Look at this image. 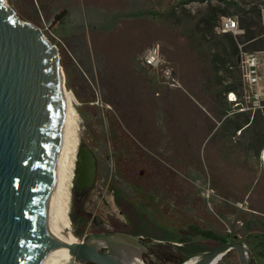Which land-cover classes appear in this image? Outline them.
Returning a JSON list of instances; mask_svg holds the SVG:
<instances>
[{
    "label": "rangeland",
    "instance_id": "obj_1",
    "mask_svg": "<svg viewBox=\"0 0 264 264\" xmlns=\"http://www.w3.org/2000/svg\"><path fill=\"white\" fill-rule=\"evenodd\" d=\"M2 1L11 8L17 19L37 28L57 52L62 86L69 94L75 115L74 138L62 162L66 171L70 172V176L66 173L69 177L64 183L68 218V228L64 230L75 241L87 232L84 229L91 214L101 220L110 218L107 208L110 188L114 200L130 198L140 202L146 194L154 199L173 195L170 189L140 188L144 181L173 180L175 176L189 181L186 174L161 173L150 160H147L149 167L138 170L134 165L137 161L131 158L137 155L138 143L110 140L112 132L123 136L130 131L124 123L122 112L124 106L130 109L131 104L129 101L123 103L122 94L114 91L113 87L121 84L123 79H134L133 73H126L133 71L147 72L137 78L138 84L151 83L149 72L137 65L142 51L156 41L162 58L172 67L179 84L182 87H195L205 94L207 101L218 103L217 93L220 90L223 91L229 84L237 86L234 63L238 55L232 54L230 48H221V44H228L227 38L218 31L221 17L230 16L241 28L238 18L243 12H248L255 37L243 42L242 49L251 50V42L264 45V29L260 22L264 0H131L130 7L124 6V11L116 15L115 22L111 21L114 8L110 5V23L107 20L108 5L104 0H94L93 4L75 0L80 6L73 13V19L60 23L64 34L65 28L70 30V42L60 30L50 26L53 19L48 20V15L37 11L31 5V0ZM223 10L228 14L220 15ZM212 14L216 19L214 21L210 19ZM94 27L100 29H92ZM242 35H235L236 42L241 43L238 37ZM122 72L126 76H121ZM224 97L227 100L226 94ZM241 105L244 106V102ZM238 107L231 101L225 108L224 123L219 126L218 122L212 131L227 134L224 140L228 156L227 170L221 174L217 172V180L222 175L221 180L226 181L227 189L221 190L224 205L216 202L221 195L220 190L215 188H180L176 191L181 196L196 195L202 199L204 208L213 218V231L217 236L215 246L226 241L243 240L250 249V264H264V141L259 144L255 129L246 128L240 133L232 129L234 123H241L246 118L264 123V107L243 111H239ZM114 116L120 126L118 123L115 125ZM80 146L89 149L95 163L93 181L82 198H79L76 189L74 195L71 192L72 181L75 180V156ZM110 152L111 155L112 152L117 154V160L129 166V170L122 173L111 167L115 176L111 182ZM106 181L105 187L103 183ZM113 212L118 215L115 209ZM148 245L151 248V255L147 258L149 264H171L187 255L167 243ZM205 245L203 241L198 246ZM47 259L44 264H75L65 256ZM214 264H238L235 251H227Z\"/></svg>",
    "mask_w": 264,
    "mask_h": 264
},
{
    "label": "water",
    "instance_id": "obj_2",
    "mask_svg": "<svg viewBox=\"0 0 264 264\" xmlns=\"http://www.w3.org/2000/svg\"><path fill=\"white\" fill-rule=\"evenodd\" d=\"M64 112L56 49L0 0V264H37L44 250ZM93 175L94 158L80 146L73 180L77 193L84 189L79 198ZM53 238L79 264H141L143 247L128 234L84 233L71 242ZM231 249L238 264H250L243 240L226 241L171 264H214Z\"/></svg>",
    "mask_w": 264,
    "mask_h": 264
},
{
    "label": "crops",
    "instance_id": "obj_3",
    "mask_svg": "<svg viewBox=\"0 0 264 264\" xmlns=\"http://www.w3.org/2000/svg\"><path fill=\"white\" fill-rule=\"evenodd\" d=\"M85 2L93 4L94 0H85ZM104 3L108 5L107 20L110 23V5L114 8L111 21L115 22L116 15L124 11V6L130 7L131 0H104ZM31 5L37 11L48 15V18L46 17L48 20L53 19L50 26L60 30L68 40L70 30L64 25V34L60 23L62 20L73 19V13L80 6L78 1L31 0ZM159 7L161 10L160 5ZM57 13L60 15L55 16ZM126 73H133L134 79L131 77L130 80L123 79L120 81L121 84H116L113 88L114 91L122 94L123 103L129 101L131 104L130 109L124 106L122 112L124 123L130 133L119 136L112 132L110 140L118 143L122 140L138 143L139 149L136 155L138 158L136 159L135 155L131 156L137 161L134 165L138 170L142 171L149 167L147 160H150L161 173L186 174L189 181L180 180L175 176L176 179L173 180L168 177L167 180H149L140 184V188L170 189L173 190V195L154 199L146 194L140 202L130 198L124 199L119 208L124 216L125 230L129 236L145 237L152 245L167 243L178 252H186L187 255L210 250L217 243L211 214L204 208L201 198L196 195L181 196L176 190L215 188L220 190L221 195L216 202L224 205L222 197L224 194L221 190L227 189L226 181L221 180L222 175H219L220 179L217 180V172L221 174L222 171L225 173L227 170L228 156L224 142L227 134L212 131L218 122H220L219 126L224 123L225 108L231 104V101L225 100L224 94L227 95V92L232 90H229L227 85L223 91L220 90L217 93V103L207 101L204 98L205 94L195 87L180 85V87L165 88L152 83L138 84L137 78L144 73L146 75L147 72ZM126 73L122 72L121 76H126ZM114 118L115 125L116 123L119 125L117 118L115 116ZM241 123H234L232 129L236 131L235 125ZM110 167H115L121 173L129 170L128 164L118 161L114 152L112 155L110 152ZM103 186H107V181ZM107 208L110 213V203L107 204ZM203 241L209 247L198 246L203 244ZM191 245L193 248L188 249L187 247Z\"/></svg>",
    "mask_w": 264,
    "mask_h": 264
},
{
    "label": "built area",
    "instance_id": "obj_4",
    "mask_svg": "<svg viewBox=\"0 0 264 264\" xmlns=\"http://www.w3.org/2000/svg\"><path fill=\"white\" fill-rule=\"evenodd\" d=\"M260 22L264 29V8L261 9ZM218 31L229 33L236 40L235 35L243 33L236 20L230 16H222ZM243 42H236L239 95L233 91L227 92V100L232 101L239 111L264 107V49H242ZM137 65L147 70L153 85L165 88L180 87L175 72L169 63L162 58L157 42L147 46L137 58ZM231 68V66H228ZM96 99L94 103H96ZM244 102V106L241 105ZM94 215L91 214V217Z\"/></svg>",
    "mask_w": 264,
    "mask_h": 264
},
{
    "label": "bare ground",
    "instance_id": "obj_5",
    "mask_svg": "<svg viewBox=\"0 0 264 264\" xmlns=\"http://www.w3.org/2000/svg\"><path fill=\"white\" fill-rule=\"evenodd\" d=\"M62 82L63 81L61 77L62 96H63L64 104H65V112L63 115V133H62L61 154H60L58 172H57V177H56V182H55L53 201H52V204L49 210L47 223H46L45 231H44L46 244H45L44 250L37 264H44V262L46 261L48 257L54 258V259L61 258V256L68 257V255L64 252L63 249L60 248V246L57 244V242L54 240L53 237L60 236L64 240H67L70 242L75 241L64 230L68 228V218L66 215V205H65V200L67 199V192L66 190H64L66 189L64 183L65 181H67V178L70 176V172L68 173L66 171L65 166L62 163L65 157L64 156L65 153L69 152L67 147L70 144L71 139L74 138V132H73L74 118L73 116L75 115H74L73 109L70 104L69 94L68 92L64 90L62 86ZM68 164L69 166H71L70 161L68 162ZM68 164H67V167H69ZM66 173L69 174V176H67ZM60 193L61 195H59L60 197L58 198V194ZM131 261H134V263H139L137 259H131Z\"/></svg>",
    "mask_w": 264,
    "mask_h": 264
},
{
    "label": "trees",
    "instance_id": "obj_6",
    "mask_svg": "<svg viewBox=\"0 0 264 264\" xmlns=\"http://www.w3.org/2000/svg\"><path fill=\"white\" fill-rule=\"evenodd\" d=\"M227 11L223 10L221 12L220 15H227ZM59 15V13H57L55 16ZM211 20H216L215 16L212 14L210 16ZM238 23L239 26L241 28H243V35L241 37H238L240 42H245V41H249V40H253V38L255 37L254 31L252 30L253 27V23L251 22V17L249 16L248 12H243L242 15H240V17L238 18ZM210 28H212V24L209 25ZM226 38H227V42L228 44H221V48L222 50H226L229 49L231 50L232 54H237V46H236V40L233 38V36L229 33H224L223 34ZM250 47L251 50H261L264 49V45H258L256 42H251L250 43ZM237 63V59L235 61V65ZM232 72V71H231ZM233 73V72H232ZM237 73V72H236ZM237 79V86H232V85H227V88L229 90L234 91V93L238 96L239 95V86H238V74L236 76ZM245 125V126H244ZM244 126V127H243ZM243 127V128H241ZM235 128L239 131V133L243 130V129H255L256 131L255 133V137L259 138V144H261L264 141V123H259V122H255L253 119L252 120H248L247 118L243 120V122L241 124H236ZM72 188H71V192L74 195V191H75V184L72 181ZM84 191V189H80L79 193L80 194ZM143 264H149V262L144 261Z\"/></svg>",
    "mask_w": 264,
    "mask_h": 264
},
{
    "label": "flooded vegetation",
    "instance_id": "obj_7",
    "mask_svg": "<svg viewBox=\"0 0 264 264\" xmlns=\"http://www.w3.org/2000/svg\"><path fill=\"white\" fill-rule=\"evenodd\" d=\"M94 174H95V163H94ZM93 177H94V175H93ZM112 178H115V176L112 174V169L110 167V182H111ZM123 201H124L123 198H120L118 200L117 199L114 200L113 195H112V190L110 188V213H108L110 215V218H108V219L106 218L104 220H101V218H99L97 215H94L93 217L90 216V220L86 224V228L88 230H86V228H85L84 231H87V232H84V233H98V232L107 233V232H110V233L127 234V231L125 230L124 216L122 214V210L119 208V205H121V203ZM113 209H115V211L118 215L114 214ZM84 233H82V234H84ZM135 238H136V241L141 246L144 247V249L141 250L138 254L139 260L143 264L144 261H147V258L150 257V255H151L150 249L151 248H149V245H148L149 243L147 241V238L142 237V236H135ZM99 250H103V248H100ZM75 264H79V263L75 262ZM82 264H92V263L84 262Z\"/></svg>",
    "mask_w": 264,
    "mask_h": 264
}]
</instances>
